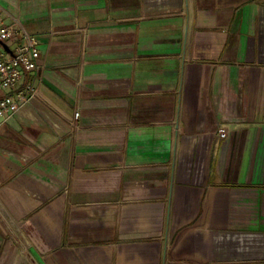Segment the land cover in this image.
I'll return each mask as SVG.
<instances>
[{
	"label": "crops",
	"instance_id": "obj_1",
	"mask_svg": "<svg viewBox=\"0 0 264 264\" xmlns=\"http://www.w3.org/2000/svg\"><path fill=\"white\" fill-rule=\"evenodd\" d=\"M0 6V53L40 51L0 120V264L264 259V0Z\"/></svg>",
	"mask_w": 264,
	"mask_h": 264
},
{
	"label": "built area",
	"instance_id": "obj_2",
	"mask_svg": "<svg viewBox=\"0 0 264 264\" xmlns=\"http://www.w3.org/2000/svg\"><path fill=\"white\" fill-rule=\"evenodd\" d=\"M0 6V41L7 45L14 44L17 40L19 27L17 23H6L1 16ZM40 51L36 38L24 32V44L17 48L13 56H5L0 53V120L7 121L14 117L20 108L31 99L40 98V89L34 83L24 84L27 73L39 69L38 59ZM80 113L77 112L71 121V128L78 129ZM222 138H226L228 129L220 130ZM1 211L0 219L3 217Z\"/></svg>",
	"mask_w": 264,
	"mask_h": 264
},
{
	"label": "rangeland",
	"instance_id": "obj_3",
	"mask_svg": "<svg viewBox=\"0 0 264 264\" xmlns=\"http://www.w3.org/2000/svg\"><path fill=\"white\" fill-rule=\"evenodd\" d=\"M242 264H248V263H242ZM250 264H264V259H262V260H258V261H252V262H250Z\"/></svg>",
	"mask_w": 264,
	"mask_h": 264
},
{
	"label": "water",
	"instance_id": "obj_4",
	"mask_svg": "<svg viewBox=\"0 0 264 264\" xmlns=\"http://www.w3.org/2000/svg\"><path fill=\"white\" fill-rule=\"evenodd\" d=\"M0 43H2L1 41H0ZM3 44V43H2Z\"/></svg>",
	"mask_w": 264,
	"mask_h": 264
}]
</instances>
